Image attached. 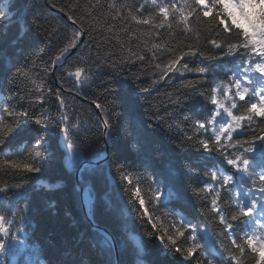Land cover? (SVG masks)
Segmentation results:
<instances>
[{"label": "trees", "instance_id": "trees-1", "mask_svg": "<svg viewBox=\"0 0 264 264\" xmlns=\"http://www.w3.org/2000/svg\"><path fill=\"white\" fill-rule=\"evenodd\" d=\"M4 2L7 0H0V6ZM185 2L191 6L195 0H157L156 5L151 0H17L15 11L0 24L3 29L0 31V105L11 106L17 114L36 113L33 120L23 121L0 146V160L25 159L36 142L42 141V155L33 161L39 172L5 173L2 177L20 183L21 187L0 191V211L10 215L9 210L23 209L24 216L23 224L8 218L20 224L23 231H13L19 239L12 242L8 255L0 257L3 264H116L112 242L87 217L76 181L83 161L92 160L105 150L106 136L102 135V128H96L92 115L96 110L91 104L107 86L105 81L111 85L110 96L118 113L111 121L109 155L98 165L85 168L80 184L87 187L93 199L91 212L95 222L108 229L117 241L119 264H195V259L201 256L213 264H231L223 246L228 243V236L240 237L257 231L255 222L262 217L260 205L255 216L233 221L232 233L223 234L224 229L210 206L195 195V191L210 182L208 173L218 172L232 178L229 186L220 189L219 202L226 209L225 214L234 211L236 203L250 207L256 198L252 192L253 180L264 174V141L256 140L252 145L255 150L246 152L250 161L248 171L236 169L218 152L180 146L185 133L193 134L194 123L216 116L219 105L211 102L209 87L218 89L216 99L225 107L236 104L234 115L246 116L251 102L247 98L239 99L233 82L234 78H244V68L248 65L240 55H224L210 47L208 37L215 38V33L207 23L209 18L189 17L188 32L179 17L171 14L163 28L153 27L164 20L158 6ZM61 13L91 32V38L85 36L77 52L101 62L95 61L93 78L79 85L80 92L69 91L67 84L61 87L57 79L72 57L57 66L54 76L50 68L45 72L48 58L40 55L47 42L43 29H37L34 19L39 18V23L57 29L61 35L71 36L73 26ZM150 18L151 24H139L141 19ZM218 42L223 43V38ZM191 45H198L203 56L221 58L207 61L199 56H185L180 64L187 61L190 71L167 73L161 79L160 71L171 54L197 51ZM131 53L144 56V62L135 55L130 58ZM201 66L207 68L205 75L198 72ZM17 72L18 88L11 83ZM248 78L256 87L255 74L249 72ZM189 81L198 89L185 88ZM230 83L233 87L228 93ZM49 89L63 94L60 98L66 100L67 107L60 109L61 112L75 110L84 120L92 115L91 120L72 130L76 148L70 163H66L69 149L63 128H44L34 121L43 117L54 123L58 119L59 101L54 95L47 96ZM251 96L249 92L248 97ZM42 103L48 109L46 113L40 111ZM221 112L227 115L223 109ZM157 116L163 119L158 120ZM259 121L256 117L253 128ZM239 136L247 139L249 133L245 130ZM122 172L140 180L145 192L159 191L157 206L145 205L150 214L155 212L167 221L183 220L197 226L190 232L200 246L197 257L189 259L167 247L159 234H150L156 231L151 227L155 221L148 223L147 217H141L143 208L128 191ZM235 193H240L238 200ZM201 195L211 199V193Z\"/></svg>", "mask_w": 264, "mask_h": 264}, {"label": "snow or ice", "instance_id": "snow-or-ice-1", "mask_svg": "<svg viewBox=\"0 0 264 264\" xmlns=\"http://www.w3.org/2000/svg\"><path fill=\"white\" fill-rule=\"evenodd\" d=\"M151 2L156 5L157 0H151ZM16 6L17 0H7V3L0 6V24L8 19L9 14L15 11ZM53 6L55 7V5ZM89 6L91 7V5ZM112 7L114 9L115 5ZM158 7L164 20L159 24H154V28H163L170 14L173 17H179V22L184 25L185 32L190 31L188 26L189 17L209 18L207 23L211 27L212 32L215 33V38L212 36L208 37L207 43L210 47L220 50L224 55H240L244 64L248 65V67L244 68V78H234L233 81L236 95L239 96V99L241 101L246 98L251 100L247 106V115H234L233 109L237 107L236 104L232 103L231 107H225L216 99L215 93L218 89L209 87L211 91L208 96L211 102L219 105L216 109V115H221V109H223V112L230 119L220 126H216L215 117L208 121L196 122L192 125L193 134L188 135L185 133L180 143L181 147L187 145L198 146L209 152H218L236 169L248 171L250 161L245 155L246 152L255 150L252 145L256 140L264 141V134H262L264 133V127H261L264 124V86L255 87L250 78H248V74L251 72L253 74L258 73L256 76L264 80V0H195L191 6L185 2L184 4L173 3ZM60 11L63 12L64 9L61 8ZM68 19L72 20L73 18L69 16ZM39 21L40 19L37 18L34 19L33 23L39 31L43 29L47 42L45 48L40 50V55L48 58L45 72L47 73L49 68L55 71L58 64L66 58L72 57L71 63L64 67L63 73L57 79L60 80L61 87L67 84L69 91L74 89L76 92H80L79 85L93 78L96 69L95 61L100 62L98 59H95V61L90 60L89 56L85 57L80 52L75 51L85 40V36L89 37V39L91 38L90 30L86 32L84 29L73 26L71 36L61 35L57 29H49L44 24L39 23ZM151 23L152 18L139 21L141 25ZM213 24L215 25L214 27H212ZM73 25H75V21H73ZM0 31H3V29L0 28ZM191 35L195 37V31H192ZM221 38H223V43L218 42ZM190 47H196L197 51L181 52L180 55L171 54V58L166 61V67L160 71L161 79L167 73L180 74L182 71H190L187 61L180 64V61L185 56H199L207 61L221 58L203 56V50L198 45H191ZM73 53H75L74 56ZM132 55H135L140 62L145 60L144 56H140L138 53H131L130 58ZM97 56H99V53H97ZM32 63L35 64V61H32ZM177 65H179V68ZM156 67L159 69L160 66L156 65ZM198 72L205 75L207 68L201 66ZM18 75L19 72L13 74L11 78L12 85L17 88L19 87ZM104 83L107 86L103 87L102 92L92 100L95 109L98 110L97 113L92 115L95 116L97 130L102 128V135L107 136L111 129L112 118L118 113L113 108V101L110 96L111 85L107 81ZM184 87L189 90L198 89L196 84L191 81L186 82ZM232 87L233 84L230 83L226 91L231 93ZM143 91H147V89H143ZM249 92L252 93L250 98L248 97ZM53 95L59 101L56 109L58 119L54 123L43 120V117L36 118L34 121L44 128L62 127L67 136V147L69 150L74 151L76 144L72 137V130L80 128L83 123L91 120L92 115L87 120H84L75 110L61 112L60 109L67 107L66 100L60 98L63 94L59 90L49 89L47 96ZM232 98L234 99V97ZM40 111L43 113L48 111L47 108L43 107V103L40 105ZM17 116H19V119L16 118ZM34 116H36L35 112L24 111L17 114L11 106L4 108L3 105H0V146L7 142L8 138L19 128L23 121L33 120ZM256 117H259L260 121L253 128V121ZM156 119L162 120L163 117L157 116ZM245 130L248 131L249 137L242 140L239 133ZM41 143L42 141H37L32 153L25 159L0 160V191H4L9 187H21L20 183L2 179V177H5V173H36L40 171V168L33 161L42 155L40 151ZM121 175L127 182L128 191L135 198V201L138 202L140 208H143L141 217H147L146 221L148 223L155 221L151 223V227L156 229V231L150 234H159V238L165 242L167 247L173 248L176 252H182L189 259L197 257L200 246L196 243V236L190 234V232L195 231L197 226L186 224L183 220L167 221L155 212L150 214L149 208L145 205L157 206L160 200L159 191L151 190L150 192H145L140 186V180L123 172ZM208 176L210 182L195 191V195L210 206L211 212L218 218L220 225L224 229L223 234H230L233 231V221L244 217L251 218L256 215L259 201L264 200V174H258L253 180V190L259 196L251 201V206L245 207L236 203L234 211L228 212L227 215L225 214L226 209L221 207L219 202L220 189L229 186L232 178L218 172H210ZM205 192L211 193L210 200L207 196L201 195ZM239 196L240 193H235L237 200ZM9 211L10 215L8 212L0 211V257L8 255L13 247L12 242L19 239L17 235L12 234L13 231L16 233L23 231L20 226L24 220L23 209ZM9 217H12L13 221H20V224H14L13 221L8 219ZM255 223L257 225L256 232L241 235L240 237L229 235L228 243L223 244L231 264H264V219H259ZM0 264H3L2 260H0ZM195 264H213V261L206 256H201L195 259Z\"/></svg>", "mask_w": 264, "mask_h": 264}, {"label": "water", "instance_id": "water-1", "mask_svg": "<svg viewBox=\"0 0 264 264\" xmlns=\"http://www.w3.org/2000/svg\"><path fill=\"white\" fill-rule=\"evenodd\" d=\"M50 8H51L52 11H55L54 8H52V7H50ZM55 12H57V11H55ZM58 13H59V12H58ZM61 14H62V16H64V17H67V18L69 17V16H67V15L64 14V13H61ZM69 21H70V23L73 25V20H69ZM73 26H75V27H77V28H80V27L77 25V23H75V25H73ZM79 48H80V47H79ZM79 48L76 49L75 51L77 52V51L79 50ZM65 60H66V59H65ZM65 60H64V61H65ZM64 61L61 62L60 64L64 63ZM60 64H58L57 66H59ZM56 68H57V67H56ZM53 73H54V76H55V71H54ZM91 104L94 106V104H93L92 102H91ZM94 108H95V106H94ZM95 110H96V113H97L98 110H97V109H95ZM109 150H110V133H108V135H107L106 147H105V150L103 151V153H102L100 156H98V157H96V158H94V159H92V160H86V161H84V162L82 163L81 167H80V168L78 169V171H77V174H76V181H77V183L79 184V188H80V190H81V192H82V196H83V207H84V211H85L87 217H88L89 220L92 222L93 227H94L95 229L100 230L102 233H104V234H105V235L111 240V242H112V244H113V247H114V250H115L116 264H119V247H118L117 241H116V239L114 238V236L110 233V231H109L108 229H106L105 227L100 226V225L97 224V223L95 222V220L93 219L92 213L90 212L89 207H88V201L90 200V198H89V195L87 194V188L84 187V186H82V185H80V182H81V180H82V175H81V173H82V171L84 170V167H85L86 165H88V164H92V165L95 166V165L99 164L100 162L106 160V159L108 158V155H109ZM74 156H75V153H74L72 150H69V152H68V154H67V156H66V163H70V162L73 160Z\"/></svg>", "mask_w": 264, "mask_h": 264}, {"label": "rangeland", "instance_id": "rangeland-1", "mask_svg": "<svg viewBox=\"0 0 264 264\" xmlns=\"http://www.w3.org/2000/svg\"><path fill=\"white\" fill-rule=\"evenodd\" d=\"M5 3L6 2H4V4ZM228 119H230V118L227 115L226 116H223L222 114L218 115V116L216 115L215 116L216 126H220V125L226 123Z\"/></svg>", "mask_w": 264, "mask_h": 264}, {"label": "bare ground", "instance_id": "bare-ground-1", "mask_svg": "<svg viewBox=\"0 0 264 264\" xmlns=\"http://www.w3.org/2000/svg\"><path fill=\"white\" fill-rule=\"evenodd\" d=\"M55 12V11H54ZM55 13H57V12H55ZM58 14V13H57ZM73 26V25H72ZM81 46V45H80ZM109 133H110V131H109ZM106 142H107V136H106ZM110 142H111V133H110ZM105 147H106V145H105ZM101 163V162H100ZM81 185V184H80ZM78 187H79V184H78ZM80 189V188H79Z\"/></svg>", "mask_w": 264, "mask_h": 264}]
</instances>
